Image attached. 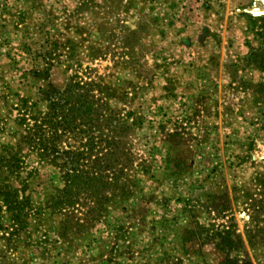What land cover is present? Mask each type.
Instances as JSON below:
<instances>
[{
    "label": "rangeland",
    "instance_id": "rangeland-1",
    "mask_svg": "<svg viewBox=\"0 0 264 264\" xmlns=\"http://www.w3.org/2000/svg\"><path fill=\"white\" fill-rule=\"evenodd\" d=\"M256 9L263 0H0V152L14 142L21 100L47 113L51 84L94 80L114 110L96 131L114 153L96 169L111 200L97 209L85 193L52 210L60 170L26 149L11 178L29 197L28 220L15 228L3 212L0 264H264ZM86 142L71 134L60 148Z\"/></svg>",
    "mask_w": 264,
    "mask_h": 264
},
{
    "label": "trees",
    "instance_id": "trees-1",
    "mask_svg": "<svg viewBox=\"0 0 264 264\" xmlns=\"http://www.w3.org/2000/svg\"><path fill=\"white\" fill-rule=\"evenodd\" d=\"M97 90L99 91V85L94 80L89 82L77 80L59 88L51 84L47 93L49 104L47 113L36 114L33 109L37 105L29 106L28 100H21L23 104L16 108L19 114L16 119L17 127L11 131L14 142L4 145L0 152V225L3 212L9 214L15 228L28 220L21 213L24 209L23 204L26 205L29 197L21 198V193H24L25 189L16 186L11 178L14 177L15 181L20 179V171L27 155V152H24L26 149L35 152L41 160L60 170L61 185L54 189L47 200L52 210L63 211L81 205V196L85 193H88L87 197L93 198L97 209H101L103 204L111 200L106 194L111 184L96 169H99V161L110 159L109 156L114 153L101 148L100 143L103 142H99L100 136L96 131L101 128L102 123L111 124L112 117H106V113L113 114L114 110L96 93ZM71 134H81L84 139L86 138L87 142L82 148L87 151L60 148ZM119 153L123 155L122 152ZM93 156L95 159L91 160V164H94L91 171L83 172L85 161L92 159ZM120 171L122 174L123 169ZM113 185L120 191V195L129 196L126 183H122L120 177L114 179ZM231 236L227 231L226 237L230 247L234 244Z\"/></svg>",
    "mask_w": 264,
    "mask_h": 264
},
{
    "label": "water",
    "instance_id": "water-1",
    "mask_svg": "<svg viewBox=\"0 0 264 264\" xmlns=\"http://www.w3.org/2000/svg\"><path fill=\"white\" fill-rule=\"evenodd\" d=\"M263 1H264V0H263ZM253 13H254L255 15H262V14H264L263 11H259V10H255Z\"/></svg>",
    "mask_w": 264,
    "mask_h": 264
},
{
    "label": "bare ground",
    "instance_id": "bare-ground-1",
    "mask_svg": "<svg viewBox=\"0 0 264 264\" xmlns=\"http://www.w3.org/2000/svg\"><path fill=\"white\" fill-rule=\"evenodd\" d=\"M257 10V9H256Z\"/></svg>",
    "mask_w": 264,
    "mask_h": 264
}]
</instances>
